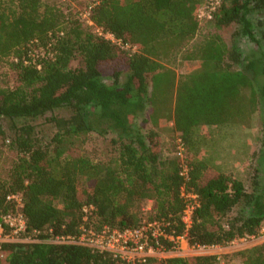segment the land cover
Returning <instances> with one entry per match:
<instances>
[{"label": "trees", "instance_id": "16d2710c", "mask_svg": "<svg viewBox=\"0 0 264 264\" xmlns=\"http://www.w3.org/2000/svg\"><path fill=\"white\" fill-rule=\"evenodd\" d=\"M79 1L0 0V65L11 78L0 82V147L17 153L0 176V213L15 212L8 197L20 194L28 229L42 239L3 244L0 264H126L110 252L46 240L79 234L86 206L95 228L159 220L182 235L184 191L198 196L190 244L226 246L258 234L264 0H221L203 21L206 0ZM229 28V40L212 31ZM256 114L261 137L247 181L192 153L197 128L250 126ZM172 120L166 147L160 130ZM94 134L103 154L91 147ZM235 255L242 264H264V243ZM141 264H219V256Z\"/></svg>", "mask_w": 264, "mask_h": 264}, {"label": "built area", "instance_id": "2783aa9c", "mask_svg": "<svg viewBox=\"0 0 264 264\" xmlns=\"http://www.w3.org/2000/svg\"><path fill=\"white\" fill-rule=\"evenodd\" d=\"M221 0H206L198 11V18L209 20L220 5ZM92 23V22H90ZM98 33L104 34L102 29L97 28ZM105 36L112 40L114 36L106 33ZM181 149L182 146L180 145ZM187 199L186 209L182 220L186 226L185 233L174 235L167 231L166 223L159 220H145L136 228H118L110 225H103L95 228L88 223L89 210L92 206L84 208V218L80 233L77 235H56L49 240L55 244H74L91 247L102 252H110L121 259L126 264H141L151 257L167 258L172 256L186 257L185 252L191 255L217 254L216 251L222 245L190 244L188 240V230L192 225L193 213L198 204V196L194 193L183 192ZM16 204V211L10 213H0V248L5 243H32L41 242L36 230L29 231L26 218L21 211L23 200L20 194H13L8 197ZM151 204L148 205V209ZM264 235V226L256 235L234 240L231 244L238 242L246 243L256 241ZM167 242L171 243L168 247Z\"/></svg>", "mask_w": 264, "mask_h": 264}, {"label": "rangeland", "instance_id": "374dc122", "mask_svg": "<svg viewBox=\"0 0 264 264\" xmlns=\"http://www.w3.org/2000/svg\"><path fill=\"white\" fill-rule=\"evenodd\" d=\"M69 1V0H63ZM79 2H84L80 0ZM79 2H73V5H79ZM83 18L91 22L89 18V9L83 12ZM92 24V23H90ZM97 31V28H95ZM211 29V28H210ZM209 29L203 27L202 31L206 32ZM233 28L225 30H212L218 32L226 40H229ZM7 66L3 63L0 65V82L10 81L11 78L7 74ZM177 74L185 71V67L181 64H177L174 67ZM137 121V120H136ZM138 123V121H137ZM173 128V120L166 127L161 128L164 143L166 147L169 146V135ZM261 137V116L256 114L253 118V122L250 126H244L240 124H233L225 127H212L202 126L195 130L194 140L195 146L192 153H196L200 157L208 160L210 164L219 171L231 173L237 178H241L247 181V167L249 165V157L259 147ZM102 140L96 135H93V141L91 147H94L100 154H103L101 150ZM17 158V153L7 146V143L0 147V176H5L8 168L12 162ZM264 243V235L261 239L256 241H249L246 243L238 242L236 244H228L222 246L217 250L219 256V264H242L240 258L235 255L238 251L245 248L254 247ZM184 255H191L189 252H185Z\"/></svg>", "mask_w": 264, "mask_h": 264}]
</instances>
